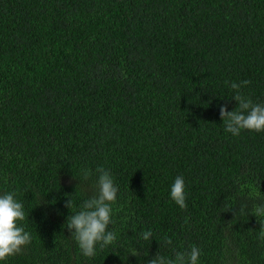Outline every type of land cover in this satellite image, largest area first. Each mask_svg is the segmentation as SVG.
Here are the masks:
<instances>
[{"label":"trees","instance_id":"obj_1","mask_svg":"<svg viewBox=\"0 0 264 264\" xmlns=\"http://www.w3.org/2000/svg\"><path fill=\"white\" fill-rule=\"evenodd\" d=\"M243 80L264 101V0H0V191L33 237L4 264H125L145 229V260L196 245L202 264H264V132L219 114ZM98 166L119 185L118 241L85 257L65 200L93 194Z\"/></svg>","mask_w":264,"mask_h":264},{"label":"clouds","instance_id":"obj_2","mask_svg":"<svg viewBox=\"0 0 264 264\" xmlns=\"http://www.w3.org/2000/svg\"><path fill=\"white\" fill-rule=\"evenodd\" d=\"M249 83L248 80L231 82V98L237 102L234 109L228 110L226 104L219 105L225 131L233 136H239L244 130L264 132V101L254 102L241 90ZM81 174L83 179L88 180L93 172L83 168ZM95 176L92 195L81 199L78 204L71 196L65 200V207L72 210V214L66 218L65 226L85 257H94L98 250L114 247L118 241V234L111 225L114 223L113 205L118 200L119 185L110 169L103 166L95 169ZM169 196L179 208H187L186 182L182 174L174 178ZM254 215L264 217V202L257 203ZM25 218L24 203L17 199L15 191H0V264H4L8 257L20 253L32 242V233L22 223ZM153 239L152 229L140 231L121 259L126 264V254L131 253L138 258L139 264H202V250L196 245H189L184 250L173 249L172 254L157 251L145 260L148 256L146 245ZM162 243L171 245L172 240L165 236L162 237Z\"/></svg>","mask_w":264,"mask_h":264}]
</instances>
